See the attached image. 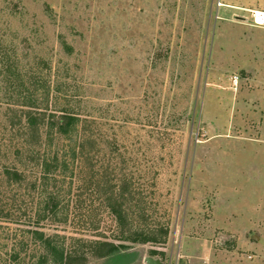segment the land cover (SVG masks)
Masks as SVG:
<instances>
[{"label": "rangeland", "instance_id": "374dc122", "mask_svg": "<svg viewBox=\"0 0 264 264\" xmlns=\"http://www.w3.org/2000/svg\"><path fill=\"white\" fill-rule=\"evenodd\" d=\"M256 12L264 0H0V206L35 223L54 198L40 227L85 241V264H264ZM27 113L45 118L31 145ZM69 117L77 144L50 143Z\"/></svg>", "mask_w": 264, "mask_h": 264}, {"label": "trees", "instance_id": "16d2710c", "mask_svg": "<svg viewBox=\"0 0 264 264\" xmlns=\"http://www.w3.org/2000/svg\"><path fill=\"white\" fill-rule=\"evenodd\" d=\"M29 106V104H28ZM32 107V106H29ZM32 113L26 114V124L22 126L23 130L27 134L24 142L31 145L37 141L40 134L38 132V127L44 125L45 118L42 116L32 115ZM63 125L48 124V129L51 135L50 143L57 139V136L68 141H77L73 136V131H78L77 125L79 124L78 118L69 117ZM31 137V138H30ZM52 138V139H51ZM20 152L18 151V156L20 157ZM59 156L55 155L53 158L54 164H61L66 168V159L59 162ZM48 160L45 159L43 164H45V171L43 174L42 182L45 184L47 176H49ZM6 175L10 179L13 177V182L20 184L24 181L25 176L19 171L6 170ZM43 184V185H44ZM44 188V187H43ZM51 200V201H50ZM54 198H49L45 202L44 200L40 203V210L38 211V219L35 223L30 221L27 213L22 212L21 201L14 212L7 210L5 206H0V264H85V255L81 254L83 249H79L78 243L85 242L83 240L72 239L74 243L72 246L66 244V238L60 236L59 234L47 235L43 229L40 227L41 220H50L56 218L58 215V204L55 203ZM51 202V204H50ZM50 204V205H49ZM45 205V206H43ZM43 206V207H42ZM118 209L121 207L118 205ZM112 212L120 219L122 213L121 210L112 208ZM14 221V222H13ZM150 241H155L154 238H148ZM8 241V242H4ZM95 246L105 248L107 250L106 254L102 257H112L115 254L120 253L119 251L113 250L112 246L108 242H92ZM111 248V249H110Z\"/></svg>", "mask_w": 264, "mask_h": 264}, {"label": "built area", "instance_id": "2783aa9c", "mask_svg": "<svg viewBox=\"0 0 264 264\" xmlns=\"http://www.w3.org/2000/svg\"><path fill=\"white\" fill-rule=\"evenodd\" d=\"M254 22L256 23V25H263L264 24V14L256 12L254 16Z\"/></svg>", "mask_w": 264, "mask_h": 264}, {"label": "water", "instance_id": "95a60500", "mask_svg": "<svg viewBox=\"0 0 264 264\" xmlns=\"http://www.w3.org/2000/svg\"><path fill=\"white\" fill-rule=\"evenodd\" d=\"M146 263L147 264H162L160 260H154L153 258H147Z\"/></svg>", "mask_w": 264, "mask_h": 264}, {"label": "bare ground", "instance_id": "6f19581e", "mask_svg": "<svg viewBox=\"0 0 264 264\" xmlns=\"http://www.w3.org/2000/svg\"><path fill=\"white\" fill-rule=\"evenodd\" d=\"M258 13H260V12H258Z\"/></svg>", "mask_w": 264, "mask_h": 264}]
</instances>
